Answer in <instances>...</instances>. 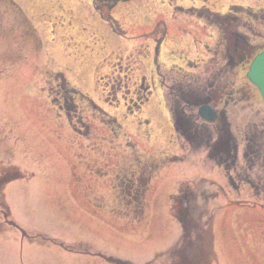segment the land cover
I'll return each mask as SVG.
<instances>
[{
	"label": "rangeland",
	"instance_id": "rangeland-1",
	"mask_svg": "<svg viewBox=\"0 0 264 264\" xmlns=\"http://www.w3.org/2000/svg\"><path fill=\"white\" fill-rule=\"evenodd\" d=\"M110 1L111 11L104 14L94 12L92 0H0V109L5 107L12 116L0 111V127L11 145L14 126L26 123L24 131L31 146L50 144L46 167L51 176H60L41 181L43 162L29 165L31 168L23 165L29 169L26 173L35 172V177L29 183H12L6 188L11 219L28 237L2 224L8 230L0 233V264H111L93 257L99 250L105 253L103 259L141 263L161 251L170 235L179 234L180 226L169 214L168 196L174 185L165 182L167 179L152 189L155 200L144 220L142 216L133 221L118 219L111 213L103 214L102 219L100 215L88 216L81 196L86 186L62 181L68 178L70 166L54 141L61 127L56 101L53 136L38 127H44L47 118L45 84L49 75L56 92L63 78L93 96L95 88H103L108 66L119 62L118 54L123 57L122 64L130 60L132 78L147 74L150 59H140L137 52L151 50L154 36L164 33L161 58L168 66L167 82L185 86L193 75L211 74L213 91L219 95L216 106L225 114L231 145H235L234 153L221 164L196 155L169 168L179 179L197 173L195 177L204 181L199 188L209 191L187 202L193 231L205 230L212 215L214 264H264V106L246 78L250 60L264 49V0H134L116 5L113 3L124 0ZM158 4L168 11L150 7ZM96 6L104 4L96 2ZM100 13L116 24L102 21ZM221 15L238 20L231 32L245 38L239 37L245 48H255L251 59L227 65V42L217 20ZM234 38L229 36V40ZM29 103L34 105L30 114L26 109L27 104L31 107ZM34 116L36 125L31 123ZM161 125L166 129L168 123L162 121ZM213 128L214 140L218 130ZM2 152L0 161L15 163L14 148L6 150V155ZM40 235L55 243L29 239ZM155 259L154 264H166L170 257Z\"/></svg>",
	"mask_w": 264,
	"mask_h": 264
},
{
	"label": "flooded vegetation",
	"instance_id": "flooded-vegetation-1",
	"mask_svg": "<svg viewBox=\"0 0 264 264\" xmlns=\"http://www.w3.org/2000/svg\"><path fill=\"white\" fill-rule=\"evenodd\" d=\"M150 43L151 50L137 52L139 58L150 59V71L147 74L142 72L132 78L130 60L122 64L123 57L118 54L116 59L119 62L108 66L109 73L104 76L107 82L104 81L103 88H95L93 96L68 84L62 74L60 90L56 92V85H53L49 75L45 84L47 118L44 127L39 126L53 136L51 119L56 101L59 112L56 118L61 120V127L56 132L58 145L69 166L80 172L73 175L75 169H72L71 177L86 183L108 186L115 205L112 212L130 220L142 215L145 201L154 195V187L158 188L164 183V174L168 173L170 164L196 155L208 160L214 159L221 164L230 156L228 147L218 148L217 142H213V127L215 130L219 128L220 117L214 103L217 99L212 90V75L204 73L197 78L193 75L192 82L185 86L176 81L167 82V68L163 67V71L160 63L164 35L154 36ZM96 70L99 71L98 68ZM95 81L99 82L97 79ZM30 106L28 108L26 105L29 114L33 104ZM202 106L216 110V124L200 118L198 108ZM5 110V107L0 109L3 116H9L10 112ZM35 120L34 116L31 123L36 125ZM162 121L168 123L166 129L161 125ZM26 125L14 126L16 133L11 145L0 127V151L5 154L6 150L14 148L15 157L14 164L0 161V193L11 179L24 178L20 172L21 166H35L37 162H43L44 166L47 164L50 144L46 141L43 148L31 146L24 131ZM160 144L167 147H160ZM165 182L177 184V193L169 198L175 203L174 214L186 217L188 231L183 234L180 242L158 256L167 253L170 259L166 264H212L211 236L208 231H193L187 207L189 200L208 195L207 191L198 189L200 183L204 182L203 178L186 181L169 177ZM191 187L196 189L192 190ZM195 216L198 217L196 212ZM194 228H197V224ZM113 261L115 264H132L127 260Z\"/></svg>",
	"mask_w": 264,
	"mask_h": 264
},
{
	"label": "water",
	"instance_id": "water-1",
	"mask_svg": "<svg viewBox=\"0 0 264 264\" xmlns=\"http://www.w3.org/2000/svg\"><path fill=\"white\" fill-rule=\"evenodd\" d=\"M249 80L258 87L264 101V53L259 55L251 64L247 74ZM207 120H211L208 114H202Z\"/></svg>",
	"mask_w": 264,
	"mask_h": 264
},
{
	"label": "bare ground",
	"instance_id": "bare-ground-1",
	"mask_svg": "<svg viewBox=\"0 0 264 264\" xmlns=\"http://www.w3.org/2000/svg\"><path fill=\"white\" fill-rule=\"evenodd\" d=\"M159 5H160V4H158L157 6H155V5H154V6H153V5H150V7H152V8L154 7V9H156L157 11H161V12H166V11H168L166 7L161 6V5L159 6ZM203 30H204V29H202V31H203ZM72 45H73V44H72ZM72 45H71V46H72Z\"/></svg>",
	"mask_w": 264,
	"mask_h": 264
}]
</instances>
